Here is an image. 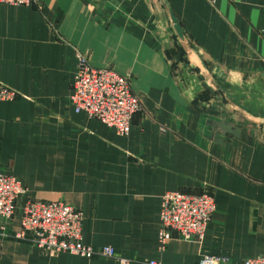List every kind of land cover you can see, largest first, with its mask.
<instances>
[{
    "label": "crops",
    "instance_id": "1",
    "mask_svg": "<svg viewBox=\"0 0 264 264\" xmlns=\"http://www.w3.org/2000/svg\"><path fill=\"white\" fill-rule=\"evenodd\" d=\"M168 3L210 84L178 44L161 0L0 5V85L17 93L0 101V172L26 189L0 240V264H121L47 256L12 239L25 200L81 211L83 244L111 247L128 264H198L203 256L239 264L262 253L264 115L256 126L245 122L229 111L228 95L234 87L248 94L252 83L264 97V0ZM80 55L128 78L141 108L128 136L74 113L68 97ZM223 99L228 113L217 117ZM241 104L248 110L249 96ZM220 118L239 135L210 140L207 122ZM171 191H208L215 212L201 243L173 235L160 251L161 197Z\"/></svg>",
    "mask_w": 264,
    "mask_h": 264
},
{
    "label": "built area",
    "instance_id": "2",
    "mask_svg": "<svg viewBox=\"0 0 264 264\" xmlns=\"http://www.w3.org/2000/svg\"><path fill=\"white\" fill-rule=\"evenodd\" d=\"M33 3L34 0H0V5ZM16 97L15 91L0 85V101H11ZM68 101L74 113L86 114L120 137L129 135L133 119L141 111L137 97L131 92L128 78L110 68H93L82 55L77 58ZM25 194L26 189L16 178L0 172L1 241L9 237L8 227L18 201ZM214 212V199L208 191L199 195L166 192L161 197L158 249L163 251L173 235L188 243H201ZM83 220V213L68 204L25 200L21 207L20 230L12 239L27 241L47 256L63 253L86 259L111 258L121 264L130 262L116 258L111 247L93 249L83 244ZM228 261L222 257L203 256L198 264H226ZM148 264L160 263L149 261ZM239 264H264V249L260 255L243 259Z\"/></svg>",
    "mask_w": 264,
    "mask_h": 264
},
{
    "label": "water",
    "instance_id": "3",
    "mask_svg": "<svg viewBox=\"0 0 264 264\" xmlns=\"http://www.w3.org/2000/svg\"><path fill=\"white\" fill-rule=\"evenodd\" d=\"M164 10L166 12V15L168 17L170 26L173 30V34L180 45L183 52L186 54L187 59L190 63L194 64L195 67H197L200 72L203 74V77L207 80V82L210 84L212 79L210 76L206 73V71L201 68L194 56V53L185 38L184 34L182 33L181 26L179 22L177 21L175 15L172 12V9L168 3V0H161ZM214 91H216V88L213 86H210ZM231 106L232 111L236 112L242 119L245 121H255L253 117L248 115L245 111L237 108L231 103H228ZM207 126L210 128V140L217 142L218 137H225L226 135H231L233 137H237L239 135V129L232 126L231 124L227 123L223 118H220V121H208Z\"/></svg>",
    "mask_w": 264,
    "mask_h": 264
},
{
    "label": "rangeland",
    "instance_id": "4",
    "mask_svg": "<svg viewBox=\"0 0 264 264\" xmlns=\"http://www.w3.org/2000/svg\"><path fill=\"white\" fill-rule=\"evenodd\" d=\"M250 93H246V94H242L241 91H240V88L239 87H234V90L236 92H234L233 94H229L228 96L230 97V99H232L231 101V104H233L234 106H236L237 108L245 111L248 115H250L251 117L255 118L256 116H258L257 114L260 112V114H263L264 115V102H259L260 99H264V97H261V91L260 93L258 94V88L255 87V85H253L252 83L250 84ZM257 89V90H256ZM225 90V89H223ZM258 95L260 97H258ZM207 97H209V94L206 95ZM247 96H249V99H250V103L251 106L249 107V111L247 110V108H245L244 104H241L242 101H244L245 98H247ZM259 99V100H258ZM225 99H223V103L222 104V108L221 109H214L212 112L213 113H217V117L218 116H226V112L228 113V108L226 110V102L224 101ZM261 103L262 106H257V104ZM231 111V114L234 113L235 115L237 114L236 112L232 111V110H229ZM238 115V114H237ZM239 117V115H238ZM242 122V121H241ZM247 123H250L252 125H257V121H245Z\"/></svg>",
    "mask_w": 264,
    "mask_h": 264
},
{
    "label": "trees",
    "instance_id": "5",
    "mask_svg": "<svg viewBox=\"0 0 264 264\" xmlns=\"http://www.w3.org/2000/svg\"><path fill=\"white\" fill-rule=\"evenodd\" d=\"M206 95H208V94H205V95H202V97H201V100H203V101H208V99H209V97H207Z\"/></svg>",
    "mask_w": 264,
    "mask_h": 264
}]
</instances>
